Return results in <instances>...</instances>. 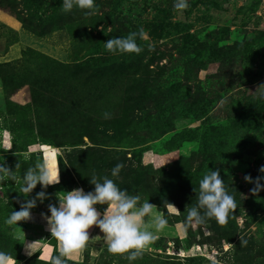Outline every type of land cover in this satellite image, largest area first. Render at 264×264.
Masks as SVG:
<instances>
[{
  "label": "rangeland",
  "instance_id": "1",
  "mask_svg": "<svg viewBox=\"0 0 264 264\" xmlns=\"http://www.w3.org/2000/svg\"><path fill=\"white\" fill-rule=\"evenodd\" d=\"M187 2L95 0L90 15L64 12L61 0L0 6V157L13 171L20 163L18 180L0 183V251L16 264H50L59 243L48 205L75 188L93 191L92 175L168 220L131 264H264V190L253 195L244 181L264 165V98L255 93L264 84V0ZM140 29L141 52L105 48ZM43 158L58 163L59 183L24 196L19 178ZM217 168L236 208L224 224L186 223L199 180ZM39 191L46 196L28 220L5 222ZM102 238L95 226L67 264H129Z\"/></svg>",
  "mask_w": 264,
  "mask_h": 264
},
{
  "label": "clouds",
  "instance_id": "2",
  "mask_svg": "<svg viewBox=\"0 0 264 264\" xmlns=\"http://www.w3.org/2000/svg\"><path fill=\"white\" fill-rule=\"evenodd\" d=\"M94 3L95 0H61V8L64 12H69L73 7H77L87 10L84 14L90 15L94 11ZM174 7L185 9L188 2L174 0ZM137 37L141 39L145 37L143 29L127 36L109 38L104 42V46L112 53H139L142 49L136 42ZM255 93L264 98V84L258 86ZM104 115L108 117V113ZM19 167L20 163H17L13 171L3 162V157H0V183L8 180L17 181L16 169ZM122 167V163H117L111 169V177H117ZM258 173L255 178L247 173L244 175V181L253 185L249 190L253 195L264 190V165L259 167ZM19 179L20 193L23 195L31 193L37 184L43 189L59 183L58 163L54 166L47 158H43L34 166L28 167ZM90 183L94 185L93 191L85 192L83 188H75L58 195V206L48 205L50 212L47 217L48 231L59 243V252L50 257V264H67L64 257L85 247L90 239L88 230L93 225L103 233L108 252L127 253V260L131 264L156 239V232L167 226V218L163 215H156L153 218L152 213L156 206L148 200L138 203L141 200L138 194H129L107 175L101 178L92 175ZM45 196V191H39L34 198L20 202L19 209L13 210L5 222L12 225L28 220L37 199L43 202ZM98 204L106 205L103 212L97 210ZM165 206L169 210L176 209L171 203L165 202ZM235 208L234 195L226 190L220 170L209 169L199 180L196 203L187 209L185 221L188 224L204 225L209 219H215L218 224H224L230 210ZM31 253L28 252L29 255ZM0 264H16V260L8 253L0 251Z\"/></svg>",
  "mask_w": 264,
  "mask_h": 264
},
{
  "label": "trees",
  "instance_id": "3",
  "mask_svg": "<svg viewBox=\"0 0 264 264\" xmlns=\"http://www.w3.org/2000/svg\"><path fill=\"white\" fill-rule=\"evenodd\" d=\"M26 1H33V0H26ZM13 4H14V0H0V6L2 8H4V9H8L10 11H14V9L12 10ZM31 7H36L37 8V7H39V5L32 3ZM60 23H62V22H60ZM63 23H66V22H63ZM68 23H71V22H68ZM25 25H27V22L25 23Z\"/></svg>",
  "mask_w": 264,
  "mask_h": 264
},
{
  "label": "crops",
  "instance_id": "4",
  "mask_svg": "<svg viewBox=\"0 0 264 264\" xmlns=\"http://www.w3.org/2000/svg\"><path fill=\"white\" fill-rule=\"evenodd\" d=\"M46 215V214H44ZM46 216H49V215H46ZM36 219L38 220V218L36 217ZM47 221V220H46ZM95 227V225H93L88 231H89V235L91 236V231L93 230V228ZM103 239V238H102Z\"/></svg>",
  "mask_w": 264,
  "mask_h": 264
}]
</instances>
